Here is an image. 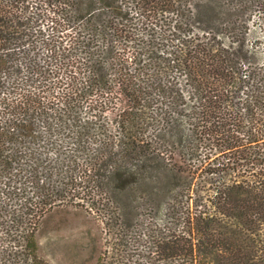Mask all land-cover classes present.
Masks as SVG:
<instances>
[{"label": "trees", "instance_id": "obj_1", "mask_svg": "<svg viewBox=\"0 0 264 264\" xmlns=\"http://www.w3.org/2000/svg\"><path fill=\"white\" fill-rule=\"evenodd\" d=\"M61 207L96 264H264V0H0V264Z\"/></svg>", "mask_w": 264, "mask_h": 264}, {"label": "rangeland", "instance_id": "obj_2", "mask_svg": "<svg viewBox=\"0 0 264 264\" xmlns=\"http://www.w3.org/2000/svg\"><path fill=\"white\" fill-rule=\"evenodd\" d=\"M104 228L83 207L58 208L44 217L37 233L40 254L49 264H96L106 248Z\"/></svg>", "mask_w": 264, "mask_h": 264}]
</instances>
